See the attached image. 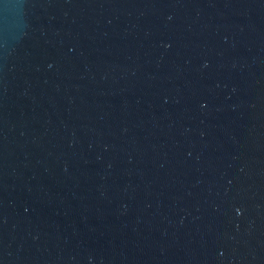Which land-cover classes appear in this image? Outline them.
<instances>
[{
    "label": "water",
    "instance_id": "obj_1",
    "mask_svg": "<svg viewBox=\"0 0 264 264\" xmlns=\"http://www.w3.org/2000/svg\"><path fill=\"white\" fill-rule=\"evenodd\" d=\"M0 264H264V0H0Z\"/></svg>",
    "mask_w": 264,
    "mask_h": 264
}]
</instances>
